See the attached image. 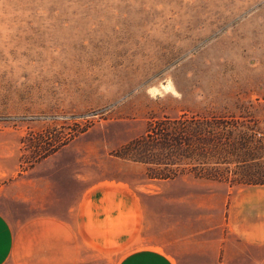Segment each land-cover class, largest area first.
I'll return each mask as SVG.
<instances>
[{"label": "rangeland", "instance_id": "374dc122", "mask_svg": "<svg viewBox=\"0 0 264 264\" xmlns=\"http://www.w3.org/2000/svg\"><path fill=\"white\" fill-rule=\"evenodd\" d=\"M184 117L210 120L213 176L232 178L240 160L264 169V0H0L5 216L8 194L30 191L14 180L37 177L51 147L119 179L219 181L151 179L156 168L132 152L117 157L152 122Z\"/></svg>", "mask_w": 264, "mask_h": 264}, {"label": "crops", "instance_id": "0c3cea01", "mask_svg": "<svg viewBox=\"0 0 264 264\" xmlns=\"http://www.w3.org/2000/svg\"><path fill=\"white\" fill-rule=\"evenodd\" d=\"M85 155L65 145L14 180L30 191L0 212V264H264V185L124 180Z\"/></svg>", "mask_w": 264, "mask_h": 264}, {"label": "trees", "instance_id": "16d2710c", "mask_svg": "<svg viewBox=\"0 0 264 264\" xmlns=\"http://www.w3.org/2000/svg\"><path fill=\"white\" fill-rule=\"evenodd\" d=\"M203 141L208 143L205 144ZM56 150L57 147H51L44 151L42 157L46 158ZM129 152L135 155L132 161L156 168V174L150 175L151 179H168L183 172H189L196 178L205 180L248 181L243 184L264 185V183L254 182L264 181V169L260 167L253 173L252 168L245 166L251 162L248 160L234 163L236 172H232V178L223 179L224 177L220 174L213 176L210 173V168L211 171H217L214 169L217 167H210V120L207 119L195 117L185 119L184 117V119L173 121L165 119L152 122L145 137L122 147L117 157ZM256 158L259 160V157Z\"/></svg>", "mask_w": 264, "mask_h": 264}]
</instances>
